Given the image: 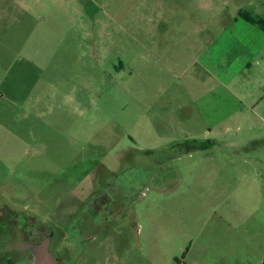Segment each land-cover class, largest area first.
I'll list each match as a JSON object with an SVG mask.
<instances>
[{"label":"rangeland","instance_id":"374dc122","mask_svg":"<svg viewBox=\"0 0 264 264\" xmlns=\"http://www.w3.org/2000/svg\"><path fill=\"white\" fill-rule=\"evenodd\" d=\"M49 1L0 101V264L48 235L56 264H264V0Z\"/></svg>","mask_w":264,"mask_h":264},{"label":"crops","instance_id":"0c3cea01","mask_svg":"<svg viewBox=\"0 0 264 264\" xmlns=\"http://www.w3.org/2000/svg\"><path fill=\"white\" fill-rule=\"evenodd\" d=\"M66 13V4L58 1L0 0V101L19 100L15 91L21 87L22 75L27 77L30 72L21 67L33 63L28 55H24V47L33 40L37 18L50 23L53 17L62 19Z\"/></svg>","mask_w":264,"mask_h":264},{"label":"water","instance_id":"95a60500","mask_svg":"<svg viewBox=\"0 0 264 264\" xmlns=\"http://www.w3.org/2000/svg\"><path fill=\"white\" fill-rule=\"evenodd\" d=\"M49 242V238H45L37 244L20 242L16 248L31 252V264H54L55 258L50 255L48 250Z\"/></svg>","mask_w":264,"mask_h":264},{"label":"flooded vegetation","instance_id":"af4514ba","mask_svg":"<svg viewBox=\"0 0 264 264\" xmlns=\"http://www.w3.org/2000/svg\"><path fill=\"white\" fill-rule=\"evenodd\" d=\"M45 238H49V241H50V238L51 237H50V235H48V236L44 237L43 239H45ZM43 239H41L40 241H42ZM21 242H24V243H33V244L39 243V242H25V241H21ZM49 244H50V242H49ZM48 250H49V247H48ZM31 259H32V256H31ZM57 262H58V258H55V263L54 264H56Z\"/></svg>","mask_w":264,"mask_h":264},{"label":"trees","instance_id":"16d2710c","mask_svg":"<svg viewBox=\"0 0 264 264\" xmlns=\"http://www.w3.org/2000/svg\"><path fill=\"white\" fill-rule=\"evenodd\" d=\"M241 16V18H243L245 21L247 22H254V20H252L251 18H248L247 16L243 15L242 13L239 14ZM260 24V26H264L261 22H258ZM262 24V25H261Z\"/></svg>","mask_w":264,"mask_h":264}]
</instances>
